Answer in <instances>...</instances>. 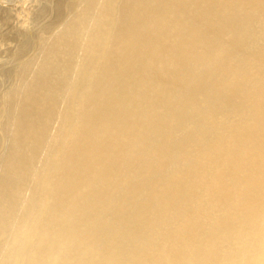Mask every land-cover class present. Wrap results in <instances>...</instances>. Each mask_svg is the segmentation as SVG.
Masks as SVG:
<instances>
[{"label": "bare ground", "instance_id": "1", "mask_svg": "<svg viewBox=\"0 0 264 264\" xmlns=\"http://www.w3.org/2000/svg\"><path fill=\"white\" fill-rule=\"evenodd\" d=\"M53 10L0 101V264H264V0Z\"/></svg>", "mask_w": 264, "mask_h": 264}, {"label": "rangeland", "instance_id": "2", "mask_svg": "<svg viewBox=\"0 0 264 264\" xmlns=\"http://www.w3.org/2000/svg\"><path fill=\"white\" fill-rule=\"evenodd\" d=\"M58 1L0 0V101L17 83L20 65L29 58L40 55L39 37L45 35L48 39L60 28L62 21L53 22V9ZM68 15L66 11L63 18ZM48 24L50 29L47 32L43 27ZM26 43L27 48L23 50ZM1 148L0 143V150Z\"/></svg>", "mask_w": 264, "mask_h": 264}]
</instances>
